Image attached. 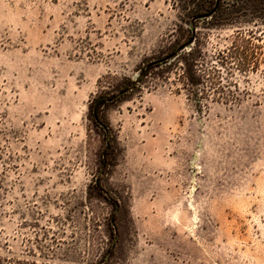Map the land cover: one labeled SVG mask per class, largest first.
Returning a JSON list of instances; mask_svg holds the SVG:
<instances>
[{"label": "rangeland", "instance_id": "1", "mask_svg": "<svg viewBox=\"0 0 264 264\" xmlns=\"http://www.w3.org/2000/svg\"><path fill=\"white\" fill-rule=\"evenodd\" d=\"M173 0H0V256L264 264V92L196 110L137 77ZM232 27L213 30L222 37Z\"/></svg>", "mask_w": 264, "mask_h": 264}, {"label": "trees", "instance_id": "2", "mask_svg": "<svg viewBox=\"0 0 264 264\" xmlns=\"http://www.w3.org/2000/svg\"><path fill=\"white\" fill-rule=\"evenodd\" d=\"M181 14L164 47L143 60L137 77L109 94H96L90 118L110 130L105 109L127 91L167 85L196 110L211 103L241 101L261 82L264 92V0H173ZM232 27L228 36L213 30ZM0 264H52L0 256Z\"/></svg>", "mask_w": 264, "mask_h": 264}]
</instances>
